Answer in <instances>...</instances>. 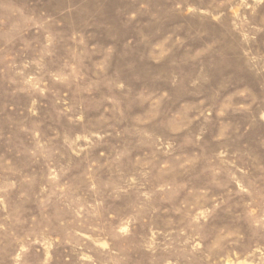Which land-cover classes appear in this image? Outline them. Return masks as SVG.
<instances>
[{
  "label": "rangeland",
  "instance_id": "rangeland-1",
  "mask_svg": "<svg viewBox=\"0 0 264 264\" xmlns=\"http://www.w3.org/2000/svg\"><path fill=\"white\" fill-rule=\"evenodd\" d=\"M0 264H264V0H0Z\"/></svg>",
  "mask_w": 264,
  "mask_h": 264
}]
</instances>
